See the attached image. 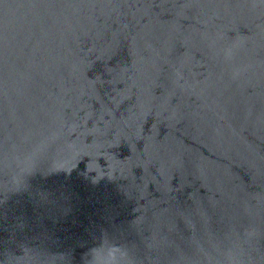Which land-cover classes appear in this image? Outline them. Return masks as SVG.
Instances as JSON below:
<instances>
[{
  "label": "water",
  "instance_id": "1",
  "mask_svg": "<svg viewBox=\"0 0 264 264\" xmlns=\"http://www.w3.org/2000/svg\"><path fill=\"white\" fill-rule=\"evenodd\" d=\"M0 264H264V0H0Z\"/></svg>",
  "mask_w": 264,
  "mask_h": 264
}]
</instances>
